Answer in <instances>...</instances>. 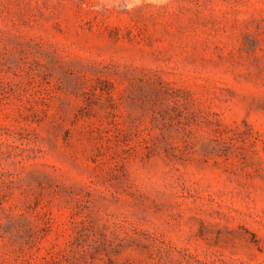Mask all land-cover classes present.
Masks as SVG:
<instances>
[{
    "label": "rangeland",
    "instance_id": "obj_1",
    "mask_svg": "<svg viewBox=\"0 0 264 264\" xmlns=\"http://www.w3.org/2000/svg\"><path fill=\"white\" fill-rule=\"evenodd\" d=\"M0 264H264V0H0Z\"/></svg>",
    "mask_w": 264,
    "mask_h": 264
}]
</instances>
